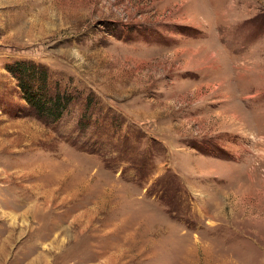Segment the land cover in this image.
Masks as SVG:
<instances>
[{
	"label": "rangeland",
	"instance_id": "rangeland-1",
	"mask_svg": "<svg viewBox=\"0 0 264 264\" xmlns=\"http://www.w3.org/2000/svg\"><path fill=\"white\" fill-rule=\"evenodd\" d=\"M0 264H264V0H0Z\"/></svg>",
	"mask_w": 264,
	"mask_h": 264
},
{
	"label": "trees",
	"instance_id": "trees-1",
	"mask_svg": "<svg viewBox=\"0 0 264 264\" xmlns=\"http://www.w3.org/2000/svg\"><path fill=\"white\" fill-rule=\"evenodd\" d=\"M11 73H15L11 70ZM24 69L20 73L22 75L24 74ZM20 76L19 73H16ZM21 77V76H20ZM24 79L23 77H21ZM38 87L32 89H28L24 84H20V87L23 91V96L26 102L31 105L32 107L35 108L36 113L39 115H45L46 117H51L53 120H58L61 118L62 115V110L64 106L68 103L67 98H64V100L61 97H49L44 94V89L45 88L44 84L42 81L38 82ZM42 86V88H41ZM65 104V105H63ZM61 110V111H60Z\"/></svg>",
	"mask_w": 264,
	"mask_h": 264
},
{
	"label": "bare ground",
	"instance_id": "bare-ground-1",
	"mask_svg": "<svg viewBox=\"0 0 264 264\" xmlns=\"http://www.w3.org/2000/svg\"><path fill=\"white\" fill-rule=\"evenodd\" d=\"M233 2V1H232ZM233 4V3H232ZM245 4V3H244ZM231 10V9H230ZM259 159V158H258Z\"/></svg>",
	"mask_w": 264,
	"mask_h": 264
}]
</instances>
